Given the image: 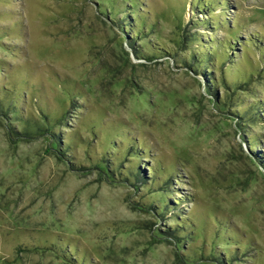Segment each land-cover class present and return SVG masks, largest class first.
Returning a JSON list of instances; mask_svg holds the SVG:
<instances>
[{
  "label": "rangeland",
  "instance_id": "obj_1",
  "mask_svg": "<svg viewBox=\"0 0 264 264\" xmlns=\"http://www.w3.org/2000/svg\"><path fill=\"white\" fill-rule=\"evenodd\" d=\"M215 1L0 0V264H264V0Z\"/></svg>",
  "mask_w": 264,
  "mask_h": 264
},
{
  "label": "trees",
  "instance_id": "obj_2",
  "mask_svg": "<svg viewBox=\"0 0 264 264\" xmlns=\"http://www.w3.org/2000/svg\"><path fill=\"white\" fill-rule=\"evenodd\" d=\"M196 6V8H194ZM219 6L216 5V1L215 0H190V8L192 10L193 13H201V15H205L208 17V19L210 18V16H212L214 14V12L216 11V8ZM223 13H225V11H222ZM133 15L136 12H132ZM222 14V13H221ZM200 15V14H199ZM200 26L202 25L203 29H216L218 28V26L222 25L223 27L225 25H227V28H230L228 22H225V25L220 21L219 25H216L215 23H213V21H204L201 22L199 24ZM216 26V27H215ZM232 34V33H231ZM235 34V33H233ZM231 41H233V45L230 46L229 43H227V40L224 41H217L214 39V41L210 42V43H205L203 42V40L201 39V37L199 35L193 37V41L195 43H197V45L199 46L197 49H194L196 51H191V59H188V64L186 62V65L189 66V68H193L195 72L197 71V68L201 66H203L204 69L207 70V73H209V75L211 74V78H206V82L208 81V89L210 90V88L212 86H215V81H213V73H211V70L214 71L216 70L214 66L217 65V63H219L220 65V71L222 70V66L226 67V70H228L231 67H235V62L237 60H239V57L241 55V52L244 50H247V48H249V45H255V42L251 39H242L240 38L238 35L235 34L234 38L230 39ZM257 47V46H256ZM205 51H202V50ZM241 51V52H240ZM236 60V61H235ZM193 66H196L195 68ZM192 69V70H193ZM225 70V71H226ZM224 72V70H223ZM207 73H202V75L204 76V74L208 75ZM209 77V76H208ZM211 79V80H210ZM247 81L246 78H239L236 81H234L233 83H228V81H226L224 78L222 80V83L224 85H226L228 88H231V86L234 85V87L236 89H238L240 86H242V84H245ZM59 143L54 141L53 144V148L57 149ZM135 144H134V148H130L128 150V152L126 153V155H129L131 158L133 159H139V158H146L145 156H141L140 151H138L135 148ZM262 160V164H264V160ZM261 160H259V162H261ZM261 165V163H260ZM261 167H263L261 165ZM102 170L104 172L107 173V175H112L109 174V169H106V167H102ZM151 171H152V175H153V179L150 180L152 183L156 181L155 179V170L153 167H151ZM109 177V176H108ZM138 177H140V174L138 173ZM141 178V177H140ZM143 180V178L141 179ZM170 209V208H169ZM167 210V209H166ZM177 233H175L176 236ZM178 235V234H177ZM173 236V237H175ZM176 238V237H175ZM79 262V261H77ZM81 264V263H78ZM82 264H85L82 262Z\"/></svg>",
  "mask_w": 264,
  "mask_h": 264
}]
</instances>
